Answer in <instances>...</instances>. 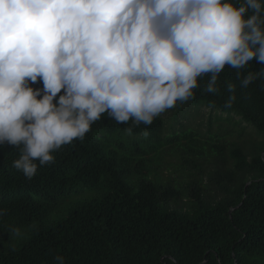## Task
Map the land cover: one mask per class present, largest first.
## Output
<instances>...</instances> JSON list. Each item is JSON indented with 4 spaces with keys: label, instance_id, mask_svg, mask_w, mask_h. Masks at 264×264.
<instances>
[{
    "label": "trees",
    "instance_id": "16d2710c",
    "mask_svg": "<svg viewBox=\"0 0 264 264\" xmlns=\"http://www.w3.org/2000/svg\"><path fill=\"white\" fill-rule=\"evenodd\" d=\"M261 67L254 58L239 71ZM236 71L219 74V95L198 77L194 99L131 134L103 114L53 163L35 161L30 180L13 167L19 149L0 147V264H264V89H241ZM229 83L237 99L225 108ZM194 105L213 113L192 127L177 117L198 116Z\"/></svg>",
    "mask_w": 264,
    "mask_h": 264
},
{
    "label": "clouds",
    "instance_id": "9594fccd",
    "mask_svg": "<svg viewBox=\"0 0 264 264\" xmlns=\"http://www.w3.org/2000/svg\"><path fill=\"white\" fill-rule=\"evenodd\" d=\"M254 58L261 69L242 77ZM226 65L241 89H264V0H0V147L19 149L13 167L30 180L103 114L131 134L194 99L198 77L219 95Z\"/></svg>",
    "mask_w": 264,
    "mask_h": 264
},
{
    "label": "rangeland",
    "instance_id": "374dc122",
    "mask_svg": "<svg viewBox=\"0 0 264 264\" xmlns=\"http://www.w3.org/2000/svg\"><path fill=\"white\" fill-rule=\"evenodd\" d=\"M187 103H189V102H187ZM185 104V103H184ZM195 107H199L200 105H194ZM185 108V107H184ZM199 110H200V114L198 115V116H196V117H194V115H191V116H186V114H188V113H186L185 115H184V117H182V115L181 114H178V117H177V119L180 121V122H182L183 124H186V125H188V124H190V126H192V127H194V126H197L198 124H200L201 123V121H203V122H205V120H206V118L208 117V113H209V111L210 112H212L213 113V111L211 110V109H208V108H205V107H199ZM188 111H191V109H189ZM187 111V112H188ZM218 113H220L219 111H218ZM172 114H173V110L172 109H168V110H166L164 113H163V115H164V117L166 118V117H171L172 116ZM223 120L222 121H219L218 120V123L217 124H219L220 126L222 125L223 127L224 126H226L227 124H228V119H224L222 116H220ZM234 119H237V118H234ZM202 126H203V124L201 125V128H202ZM235 129V127H233V128H231V129H228L227 131H225L224 133L226 134V135H231L232 134V132H233V130ZM165 134H168L167 132H165ZM236 135L234 134V136L232 135V140H235L234 139V137H235ZM230 137V136H229ZM237 137V136H236ZM238 138V137H237ZM244 139H246V137H244ZM172 160H175V159H172ZM169 169H170V171H167V170H165V169H163V170H165V171H163L162 173L164 174V176L165 177H169V174H171L172 173V176L173 177H176V175H177V173L176 172H173V167L171 168V167H169ZM172 171V172H171ZM164 178V177H163ZM176 180V179H175Z\"/></svg>",
    "mask_w": 264,
    "mask_h": 264
}]
</instances>
